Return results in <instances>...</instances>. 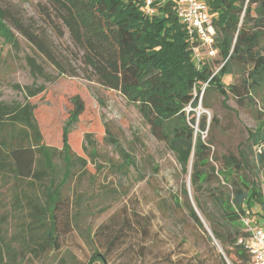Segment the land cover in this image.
<instances>
[{"label": "trees", "instance_id": "obj_1", "mask_svg": "<svg viewBox=\"0 0 264 264\" xmlns=\"http://www.w3.org/2000/svg\"><path fill=\"white\" fill-rule=\"evenodd\" d=\"M45 1L73 44L83 51L84 64L92 78L136 105L152 136L174 155L183 171L192 157L193 201L205 218L198 194L207 189L206 184L217 182L219 188L211 189L212 201L225 229L219 231L210 224L211 233L227 257L234 255L231 264H249L248 253L238 243L240 237L246 236L241 218L259 216V211L260 217H264V183L259 188L253 181L242 178L241 173L251 170L257 174L264 169V120L259 119L255 129L246 131L247 138L239 144L236 155L229 154L223 168L216 170L209 162L210 149L201 139L205 119L196 124L193 110L198 106L209 108L204 96L211 90L224 101L235 97L240 106L245 99L252 103L256 93L264 88V52L257 50L264 37L263 32L256 31L264 23V0H205L209 11L216 15L212 19L213 49L220 59L216 62L219 68L216 74L211 67L215 59L208 65L193 56L187 32L172 12V0L158 7L157 14L151 17L144 14L143 5L137 0ZM6 18V12L0 8V30L8 42ZM21 33L56 68L57 76H62L63 70L44 42L27 29ZM235 66L239 67L240 84H225L224 79L233 75ZM41 90L38 88L36 93ZM70 104L62 128V150L57 152L64 172L62 180L56 183V167L52 163L56 150L41 143L35 106L0 100V181H7L6 185L12 182L8 188L11 216L17 221V232L9 241L0 230V264L15 263L19 256L38 257L42 252L61 249L68 230V221L60 224L61 215L67 220V212L60 208L61 188L73 166L68 156L67 135L84 110L78 96L72 97ZM187 107L191 109L189 113ZM188 115L192 117L189 119ZM32 138L36 148L32 146ZM111 143L117 146L115 141ZM119 153L123 160L120 169L133 165L127 154L121 150ZM182 195L190 218L203 228L185 189ZM6 220V216L0 217V227ZM121 223L113 239L107 237L111 227L99 226L94 235L101 247L110 250L123 241L127 219H121ZM104 255L95 252L85 264H108Z\"/></svg>", "mask_w": 264, "mask_h": 264}, {"label": "rangeland", "instance_id": "obj_2", "mask_svg": "<svg viewBox=\"0 0 264 264\" xmlns=\"http://www.w3.org/2000/svg\"><path fill=\"white\" fill-rule=\"evenodd\" d=\"M200 1L207 6L205 0ZM0 8L6 12L9 33L6 42L0 30V100L35 106L41 143L56 150L52 158L56 183L62 180L64 172L57 152L62 150V128L71 109L70 99L78 96L84 105L67 135L68 156L73 166L61 188L60 208L67 212V220L61 215L60 224L68 221L61 249L42 252L38 257L19 256L11 264H85L95 252L105 254L108 264H222L223 261L231 264L234 255H225L210 229V224L219 231L225 229L212 201L211 189L219 188L217 182L206 184L207 189L198 194L205 218L193 201L192 157L183 171L174 155L152 136L136 105L92 78L84 64L83 51L73 44L51 6L45 0H0ZM24 29L49 48L53 60L64 72L62 76L58 77L56 68L25 39L21 33ZM256 31L263 32L264 37V23ZM262 48L264 40L257 50L264 52ZM199 54L208 65L216 60L210 64L216 74L219 57H209L204 48ZM234 68L233 75L224 79L225 84H240L239 67ZM38 88L42 90L36 93ZM204 100L209 108L194 109L195 121L199 124L204 117L201 139L210 149V164L220 170L229 154L236 155L239 144L247 138L246 131L255 129L259 119L264 120V88L256 93L252 103L245 99L240 106L235 97L224 101L214 90L206 93ZM190 111L187 107L186 112ZM32 146L36 148L33 138ZM120 150L133 161L127 169L119 167L123 161ZM241 175L262 188L264 169L257 174L243 171ZM6 183L0 181V217H7L0 230L9 241L17 232V221L11 216L8 188L12 182ZM183 189L203 228L190 218ZM258 214L248 218L261 219V212ZM121 219H127L123 241L110 250L101 247L94 235L99 226L111 227L107 237L113 239ZM12 248L18 250L15 244Z\"/></svg>", "mask_w": 264, "mask_h": 264}, {"label": "built area", "instance_id": "obj_3", "mask_svg": "<svg viewBox=\"0 0 264 264\" xmlns=\"http://www.w3.org/2000/svg\"><path fill=\"white\" fill-rule=\"evenodd\" d=\"M143 5L145 15L151 17L157 14V8L169 0H137ZM172 12L184 26L189 37L194 57L201 61V48L209 57H214L213 49L215 32L212 24L213 14L200 0H172ZM186 110V109H185ZM245 237H240L238 243L243 245L249 255V264H264V217L251 221L248 217L241 218Z\"/></svg>", "mask_w": 264, "mask_h": 264}, {"label": "water", "instance_id": "obj_4", "mask_svg": "<svg viewBox=\"0 0 264 264\" xmlns=\"http://www.w3.org/2000/svg\"><path fill=\"white\" fill-rule=\"evenodd\" d=\"M202 222V221H201Z\"/></svg>", "mask_w": 264, "mask_h": 264}]
</instances>
